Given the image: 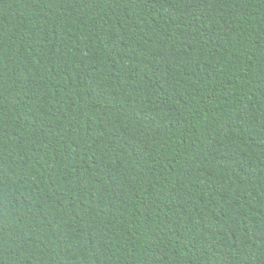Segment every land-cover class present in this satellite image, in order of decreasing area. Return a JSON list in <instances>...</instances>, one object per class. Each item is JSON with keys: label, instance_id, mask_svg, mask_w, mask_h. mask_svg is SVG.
Returning <instances> with one entry per match:
<instances>
[{"label": "trees", "instance_id": "1", "mask_svg": "<svg viewBox=\"0 0 264 264\" xmlns=\"http://www.w3.org/2000/svg\"><path fill=\"white\" fill-rule=\"evenodd\" d=\"M0 264H264V0H0Z\"/></svg>", "mask_w": 264, "mask_h": 264}]
</instances>
